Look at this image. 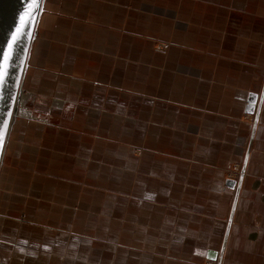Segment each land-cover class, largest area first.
<instances>
[{
	"label": "crops",
	"instance_id": "crops-1",
	"mask_svg": "<svg viewBox=\"0 0 264 264\" xmlns=\"http://www.w3.org/2000/svg\"><path fill=\"white\" fill-rule=\"evenodd\" d=\"M31 60L51 120L20 122L10 146L49 149L41 171L50 185L35 175L18 197L50 206L47 217L25 218L48 253L98 243L103 264H216L254 171L258 228L247 227L250 209L234 221L239 251L257 242L264 258V0H45L26 74ZM67 159L81 170L50 172ZM12 187L2 183V209ZM22 224L15 242L30 244Z\"/></svg>",
	"mask_w": 264,
	"mask_h": 264
},
{
	"label": "rangeland",
	"instance_id": "rangeland-1",
	"mask_svg": "<svg viewBox=\"0 0 264 264\" xmlns=\"http://www.w3.org/2000/svg\"><path fill=\"white\" fill-rule=\"evenodd\" d=\"M30 61L29 70L25 76V80L23 81V91L22 95L19 99V101L16 104V113L13 119V124L10 128L7 140L5 142V145L3 147L2 153L0 155V197L2 196L1 190H2V183L9 181L13 182L14 190L12 187V195L13 198L8 202V198L6 199L5 209H2V203L0 204V236H3L1 233L5 234V240L0 238V264H103L98 261V243L93 245H88L83 253H71L67 254V249L62 246L57 248L56 250L52 251L51 254L48 253L47 250H45V246L49 242H45L42 240L43 234L41 232H35L36 226L33 225L35 228L32 229V225L25 224L26 223V217H28V214L31 213L32 216H40V217H47L52 212L49 205H42L41 202L34 203L30 200V197L25 198V202H20L18 197L21 196L22 191L24 190L25 186L30 185L29 180L34 179L35 175L38 177L45 176V179L48 178V186L50 185L49 179H51V176L49 175L47 177V173L42 172L41 168H44V160L43 158L47 155L48 156V150L47 148L42 146L41 141H35L38 145V151L39 153L36 154L35 151L32 149L31 153H27V151L24 150L23 146L14 147L12 149V145L14 144V140L18 139L19 131L16 130L18 124L20 122L22 123H29L30 126L33 128L35 123H45L47 124L50 120V113L43 112L46 108L49 106L46 105V101H50L51 97L48 96H42L37 95V92H46L49 93V90L45 87V89H40L36 93L34 92V77H35V71L32 69V62ZM45 108V109H43ZM56 116V115H55ZM48 121H47V119ZM44 125L39 126L44 128ZM48 125V124H47ZM38 133L41 132L40 129L37 130ZM42 134V133H41ZM40 134V136H42ZM23 136L19 139L20 144H24V139H22ZM34 141L32 140V146H34ZM11 145V146H10ZM10 152H14L12 156L8 157ZM135 152L140 154L144 152L142 147L135 148ZM21 155V156H20ZM36 156H41L42 160H37ZM36 160V161H35ZM80 162L81 160H69L67 159L64 162H61L59 167L51 168V171H64V170H81L80 168ZM104 162V161H103ZM49 163L50 162H46ZM104 163L106 164H113L114 161L112 160H106ZM103 163L97 164L98 166H101ZM89 166V165H88ZM96 167V166H95ZM90 169V168H89ZM240 171V166L238 164H235L232 170L228 172L227 177L232 179H237L239 176L237 175ZM264 173L263 171H260V173ZM113 173V172H112ZM107 177L106 183H113L114 181V173ZM231 174H234L232 176ZM254 171H251L249 174L247 181L244 185V194L242 196V204L237 207L236 211L233 212V222L231 223L230 233L231 237L229 240H227L226 245H229L228 249L223 250L222 254V261H220L221 264H264V258L261 256L263 253L259 252L257 248V242L253 243V247L249 249V251H239L241 248L239 247V240H237L236 237L237 234L241 233L242 231V224H238L236 221H234V217L237 219L238 215L242 213V209H245L246 212L248 209L251 210L252 215L249 217V221H246V223H251L247 227L249 229H255L258 228L257 223V200L256 196L259 190V180L262 178L258 176H254ZM88 177V176H87ZM91 179L92 177L89 176ZM30 178V179H29ZM54 179V178H52ZM56 179V178H55ZM95 183V179L86 186H93ZM102 183V182H101ZM103 184V183H102ZM32 185V184H31ZM252 189V193H251ZM257 191V193H256ZM75 195H77V192H74ZM79 194L81 196V189H79ZM90 197L93 195L92 192L88 193ZM28 196H30L28 194ZM255 197V200L254 198ZM11 198V197H10ZM79 200H76L73 202L74 207L76 208L77 205L80 203H77ZM62 202V201H61ZM241 204V203H240ZM9 205V206H8ZM227 207L229 208V203H227ZM7 211V215H5L3 212ZM50 212V213H49ZM232 212V208L230 209L228 213V209L224 210L223 217L229 222V218ZM49 213V214H48ZM21 218L22 225H27V227L30 228V231L24 230V235L26 239L30 240V244L28 243H19L15 242L16 236L18 234V224L19 219ZM25 221V222H23ZM4 222V223H3ZM227 222V224H228ZM245 222V221H244ZM226 226H229L226 225ZM69 229L71 226H67ZM74 227H80L79 225H75ZM65 228V227H64ZM223 234V235H222ZM230 235V234H229ZM221 236H223L221 238ZM4 237V236H3ZM224 238V232L222 228H219V236L216 241V247H220L221 243L223 242L222 239ZM233 243V247H232ZM226 248V247H225ZM21 256H19L20 254ZM104 263L107 262L104 260ZM202 264H215L212 261H209L206 258H201ZM216 263V264H220ZM107 264H113L111 261Z\"/></svg>",
	"mask_w": 264,
	"mask_h": 264
},
{
	"label": "water",
	"instance_id": "water-1",
	"mask_svg": "<svg viewBox=\"0 0 264 264\" xmlns=\"http://www.w3.org/2000/svg\"><path fill=\"white\" fill-rule=\"evenodd\" d=\"M44 2L45 0H0V155L13 124L16 104L22 95L30 50ZM255 101V94L251 95L247 106L251 113L254 111ZM227 184L233 187L236 180L229 179ZM208 257L217 259L216 252L209 251Z\"/></svg>",
	"mask_w": 264,
	"mask_h": 264
},
{
	"label": "snow or ice",
	"instance_id": "snow-or-ice-1",
	"mask_svg": "<svg viewBox=\"0 0 264 264\" xmlns=\"http://www.w3.org/2000/svg\"><path fill=\"white\" fill-rule=\"evenodd\" d=\"M0 140H2V134H0Z\"/></svg>",
	"mask_w": 264,
	"mask_h": 264
},
{
	"label": "built area",
	"instance_id": "built-area-1",
	"mask_svg": "<svg viewBox=\"0 0 264 264\" xmlns=\"http://www.w3.org/2000/svg\"><path fill=\"white\" fill-rule=\"evenodd\" d=\"M232 176H234V174H231ZM239 176V173L237 174ZM235 177V176H234Z\"/></svg>",
	"mask_w": 264,
	"mask_h": 264
}]
</instances>
